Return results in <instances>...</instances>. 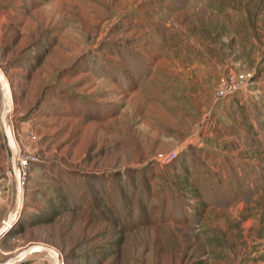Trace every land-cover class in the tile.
Wrapping results in <instances>:
<instances>
[{
  "label": "rangeland",
  "instance_id": "obj_1",
  "mask_svg": "<svg viewBox=\"0 0 264 264\" xmlns=\"http://www.w3.org/2000/svg\"><path fill=\"white\" fill-rule=\"evenodd\" d=\"M0 67V261L264 264V0H0Z\"/></svg>",
  "mask_w": 264,
  "mask_h": 264
},
{
  "label": "water",
  "instance_id": "obj_2",
  "mask_svg": "<svg viewBox=\"0 0 264 264\" xmlns=\"http://www.w3.org/2000/svg\"><path fill=\"white\" fill-rule=\"evenodd\" d=\"M0 90H1V102L2 108L0 111V121L3 129L4 136L6 138L8 147L10 149V164L11 174L14 181V199L10 210L8 211L5 220L0 225V238L9 231V229L15 224L20 217V211L22 207V201L24 198L23 182L21 178V170L16 162L18 155V148L14 134L10 128V124L7 119L9 111L12 109V92L11 86L6 78L2 68L0 67ZM6 102V103H4ZM37 252H47L52 256L53 264H60L59 253L53 247L44 244H30L17 253L12 255L5 261H0V264H20L27 256Z\"/></svg>",
  "mask_w": 264,
  "mask_h": 264
},
{
  "label": "built area",
  "instance_id": "obj_3",
  "mask_svg": "<svg viewBox=\"0 0 264 264\" xmlns=\"http://www.w3.org/2000/svg\"><path fill=\"white\" fill-rule=\"evenodd\" d=\"M247 76H250V73H246ZM241 77V79L237 80L236 76L235 77H224L221 76L220 79L217 82V87H216V96L217 97H223L225 95L228 94H232L235 90H236V83H242L243 81H245L247 79L245 74H240L239 75ZM235 80V81H234ZM0 98H1V90H0ZM32 135L34 136V134L32 133ZM160 158H164L166 156V154H160L159 155ZM172 157H170L171 159ZM18 155H17V162H18ZM163 160V159H162ZM25 161L23 160H19L18 164L21 170V178H22V182L24 181V175H25V171L23 170V165ZM3 196H2V190L0 189V201L2 200Z\"/></svg>",
  "mask_w": 264,
  "mask_h": 264
},
{
  "label": "bare ground",
  "instance_id": "obj_4",
  "mask_svg": "<svg viewBox=\"0 0 264 264\" xmlns=\"http://www.w3.org/2000/svg\"><path fill=\"white\" fill-rule=\"evenodd\" d=\"M5 74V73H4ZM7 78V77H6ZM9 81V80H8ZM13 102V101H12ZM4 103H6V102H4ZM12 105H13V103H12ZM11 111V110H10ZM9 111V112H10ZM9 114V113H8ZM7 119H8V122H9V118H8V115H7ZM9 124H10V122H9ZM10 128H11V124H10ZM11 130H12V128H11ZM12 132H13V130H12ZM15 137V136H14ZM15 140H16V138H15ZM17 144V143H16ZM18 148V147H17ZM16 162H17V159H16ZM17 164H18V162H17ZM18 166H19V164H18ZM19 169H20V167H19ZM44 253H46L47 255L46 256H48L51 260H50V262L53 264V260H52V256L50 255V254H48L47 252H44ZM60 264H61V261H60Z\"/></svg>",
  "mask_w": 264,
  "mask_h": 264
}]
</instances>
